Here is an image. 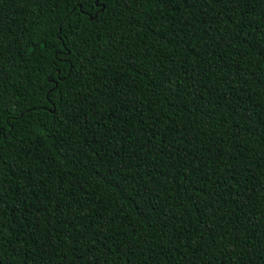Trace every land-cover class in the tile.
<instances>
[{
	"label": "trees",
	"instance_id": "obj_1",
	"mask_svg": "<svg viewBox=\"0 0 264 264\" xmlns=\"http://www.w3.org/2000/svg\"><path fill=\"white\" fill-rule=\"evenodd\" d=\"M108 9L73 57L79 103L0 148V261L60 264L67 233L88 264H264V0ZM67 11L0 0V38H63ZM12 51L9 113L45 84L38 57Z\"/></svg>",
	"mask_w": 264,
	"mask_h": 264
},
{
	"label": "snow or ice",
	"instance_id": "obj_2",
	"mask_svg": "<svg viewBox=\"0 0 264 264\" xmlns=\"http://www.w3.org/2000/svg\"><path fill=\"white\" fill-rule=\"evenodd\" d=\"M54 2L57 4L63 3L65 6H68V11L61 19H66L68 16L75 14V21H69V23L65 25L69 31L64 32L63 38H61L54 29L42 32L35 42H31L30 39L23 40V37H19L6 44V42L0 38V81L7 79V76L2 72V62L7 58L5 53L12 51L14 46L15 51H12L11 59H15L17 53L23 55V53L20 52V47H23L27 50L29 57L33 55L38 57L40 61L39 67L45 73V84L40 89L41 94H37V98L30 102L27 108H19L17 112L9 113L7 109L8 105L19 107L17 99L11 95L4 94L3 89H0V148L3 147L5 142L9 141V138H12V140L17 143L20 142L17 136L22 128H17V123L23 126L24 124H29L34 121L32 127L42 129L43 120L39 119L41 115H55L57 119H59L60 116L68 117V110L71 108L72 104L79 103V93H70L69 88L73 83H79L80 69L83 67V63L81 62L77 65L73 62V57H79L85 45L88 43V40L83 36V32L87 31V25L91 20H95L96 16H100L102 13L109 11L108 5L110 3L117 4L122 2L127 6V0H54ZM184 2L187 3V0H184ZM211 2L229 5L235 2L239 5L240 0H211ZM133 3L138 8L143 9L145 5L155 7L157 4H163L164 0H133ZM90 17L91 20L89 19ZM220 18L223 19L224 17L221 16ZM81 22H83L85 27L82 29L81 34L77 35L76 29L80 26ZM73 23L76 24V27H73ZM0 31H2V29H0ZM49 35L53 37L52 40L48 39ZM20 40H23V45L19 44ZM69 45H71V47H69ZM73 49H75V51H73ZM92 59H95V56L89 58V60ZM74 77L75 79H73ZM66 93H68L69 96H76L77 99L70 101L66 97ZM92 107L94 108L95 105H92ZM29 110L35 113V116H29ZM26 116H28L27 120H25ZM72 122L75 123V120ZM40 134L43 135V131H41ZM0 163H2V161H0ZM0 193L6 195V193L3 192L2 186H0ZM0 203H2V200H0ZM73 231H75V229H73ZM61 235L69 236L67 244L69 252L58 254L60 264H79V262L84 261L83 255L76 253L72 249V244H79L80 241L74 240L71 235L67 233H62ZM39 247H43V245L41 244ZM84 247L87 248L89 245L85 244ZM248 247H251V243L248 244ZM12 251H15V247H13ZM70 254L71 258H69ZM255 255L257 254L254 252L253 258H250L247 264H253ZM0 264H3V262L0 261ZM31 264H35V260H31ZM84 264H88V262L84 261Z\"/></svg>",
	"mask_w": 264,
	"mask_h": 264
}]
</instances>
